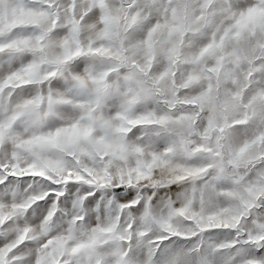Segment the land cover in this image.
Returning <instances> with one entry per match:
<instances>
[{
  "label": "snow or ice",
  "instance_id": "snow-or-ice-1",
  "mask_svg": "<svg viewBox=\"0 0 264 264\" xmlns=\"http://www.w3.org/2000/svg\"><path fill=\"white\" fill-rule=\"evenodd\" d=\"M0 264H264V0H0Z\"/></svg>",
  "mask_w": 264,
  "mask_h": 264
}]
</instances>
